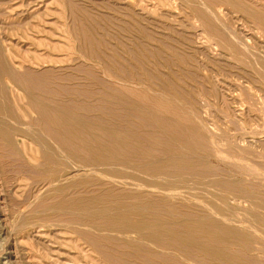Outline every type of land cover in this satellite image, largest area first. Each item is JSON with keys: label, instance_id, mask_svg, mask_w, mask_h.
<instances>
[{"label": "rangeland", "instance_id": "obj_1", "mask_svg": "<svg viewBox=\"0 0 264 264\" xmlns=\"http://www.w3.org/2000/svg\"><path fill=\"white\" fill-rule=\"evenodd\" d=\"M205 1L0 0V46L17 70H23L20 62L24 61V59L26 61L23 64L38 70L55 69L54 72L57 73L56 70H58L59 74H64L71 71L72 68H77L80 62L91 66V68L93 67L92 69L97 74L101 72L99 75L103 76L102 79L112 85V88L106 87L105 90L103 89L107 95L109 94L108 97L112 98H108L109 101H104L102 104H120L121 102L123 104H133L134 102L140 104L141 101L143 103L144 100L146 102V100H151V98L155 100L156 94V103L153 102L154 104L158 102H160L158 104H169L168 102L171 101L170 104L173 103L176 106L174 116L181 119L183 121L181 123H184L187 118H191L190 120L187 119L188 122L185 123L188 124L184 123V126L197 127L199 125L197 128L200 133L204 136L206 135L205 137L209 136L207 138L209 140L206 142L208 147H205L209 152L211 150L215 154V149H222L220 152L226 158L223 157V159L219 160L212 154L211 158H206L212 169L220 177L230 179L232 177L238 181L239 186L242 185L240 187L242 190L250 192V195H254V197L264 201V0H238V2L233 0H228V2H226L227 0L206 1L208 4L217 3L211 6L213 8L220 6L221 19H224L225 21H223L232 27L239 28L238 33L241 38L250 42V51H245L244 55L243 52H241L242 54L237 53L235 48H229L228 44L224 41L222 42L216 34H213L212 30L202 24L198 17L197 9H201ZM213 21L216 22L215 24L220 25L218 21L214 19ZM37 57L38 59H34ZM31 58L32 61H35H30ZM39 59L40 61H38ZM37 61L40 63L38 64ZM103 62L105 68L107 66L106 71H108V75L105 74V76L102 68H100L101 65H99V63ZM66 66H71L72 68L67 70ZM117 66L118 68H116ZM114 67L116 69H113ZM99 69L100 71L98 72ZM126 69L132 73V77L128 76L129 71L127 72ZM124 71L127 78L124 75ZM112 74L117 76L113 75L111 77ZM118 78L122 81L120 82ZM8 80L9 78L7 79L5 76L4 81L7 82L9 90H12L16 95L24 97L25 102L26 98L23 89L18 90L20 88H13V85L11 87V83ZM113 88L123 91L114 94L116 90L114 91ZM98 89L102 90V87L98 86ZM148 95L150 98L147 97ZM151 95L154 97H151ZM150 100L145 104H150L149 102L153 104ZM89 104H92V101ZM93 104L98 103L95 102ZM16 106L19 109V113L22 114L31 110L27 104H23L24 108H19L18 104H15V108H17ZM161 108V110H165V107ZM180 108H183L182 110L187 115L182 114L183 111L181 113V110H177ZM179 113H181V118ZM29 114L36 117L35 112H29ZM24 118L30 119L29 116ZM129 128L133 129L132 126ZM14 135V143H11L0 134V264H111L104 258L101 249L88 241L89 236L101 238L102 240L98 239L100 242L98 246H103V249L109 250L108 247H105L104 241H107L110 235L100 230L95 231L98 230L96 228L100 224L98 217H95L97 215H89V217L83 219V215H77L78 211H74L75 213L71 211V214L68 213L70 211L66 208L64 209V207L62 208L58 205V201L62 197L70 198L74 195H81V193H87L86 195H88L89 192L90 194H96V192L97 194H104L108 189H116L124 192V194H139L142 191L143 196H148L153 201L158 200L157 202L160 204L163 200L164 202L168 201L165 204L172 203L170 210L173 211L174 207H176L173 211L174 213H181L182 209L188 207L184 209L185 211L187 210L186 212H182L188 213L189 211L191 215L198 218L204 217V219L208 217L206 216L208 207L204 205L207 204L208 206L213 200L212 203L214 204L212 205L211 203L210 205L211 207L214 206L213 208L219 213L217 215L229 220L235 219L232 225L234 228L245 231L251 243L248 249L237 244L230 247L234 250L236 249L235 251L249 255L253 259L254 264H264V206L262 204V207L259 205L254 206L247 202L243 203L241 200L237 201V203L233 200H228L229 204L227 202L223 203L216 196L213 197L214 187L212 188L209 184L207 187L206 184L208 182L205 183L206 180L202 181L199 175H192L194 178L198 177V179L195 178L196 180L189 176L192 180L188 178L189 180L183 182L180 177L176 178L174 176V178L171 176V178L166 176L165 178L164 174L162 176V174L155 173V171L151 172L149 170V173L144 168L140 169L134 166V168L136 167L134 169L133 166L127 164L106 163V161H103L105 164L99 161L98 167L93 165L97 171L91 173L84 171V168L81 167H79L80 170L74 167L64 168L74 176L69 179V183L68 180H62L61 183H58L59 186L66 188L65 192L57 191L54 188L57 186L53 187V184L46 183L49 175L44 170H41L40 165L45 162V159L37 142L25 136ZM214 142H218L217 148L214 146ZM239 160H241L240 163H238ZM233 162L235 163L233 164ZM56 167L59 170H63L60 165ZM125 167H128L127 169L130 172ZM248 167L256 170L257 174L256 172L255 175L251 174V172L249 173L247 170L250 168ZM136 169L137 172H135ZM103 170H108L109 172L105 173L106 171ZM110 170L114 171V173ZM212 171L210 173H214ZM117 172H119L118 175ZM122 174L126 175V177ZM133 174L137 175L134 176ZM145 175L149 176L150 179ZM151 175L156 176V178L153 176V179L158 183L154 182L155 184H153L150 181L152 179ZM110 176L113 179L115 177L114 180L117 182L105 180V178H110ZM122 178L123 182L121 181ZM130 178H133L132 181ZM94 181H96L97 185ZM136 181L137 183L140 182L138 184L158 189L160 197L157 191V193L155 191L150 192L151 196L148 195V191H136L133 183ZM114 182L118 187L113 188V185L115 186ZM125 182L131 186H126ZM201 182L203 183L201 184ZM159 183H162L160 184L161 187ZM172 183L174 184L172 185ZM85 184L89 185V189ZM103 184L104 187L101 186ZM190 184L192 185L190 186ZM110 185L112 186L111 188H109ZM178 185H182L180 188L182 187L183 190ZM74 186H77V188ZM123 186L124 191H122ZM177 186L178 188H176ZM101 187L105 190L104 193L101 191ZM126 187L129 190L133 188L132 192ZM92 189L95 191H91ZM160 189L162 191L169 189L175 193L164 199L162 194H160ZM127 191L129 192L127 193ZM177 192L181 193L178 194ZM180 195H184V198ZM126 198L124 199L125 201L122 200L123 203H128L129 197ZM131 199H129V203L133 201ZM170 199L172 200L171 202ZM174 202L180 203V205ZM178 206H180L179 209ZM217 207H219L218 210ZM54 208H56V211ZM160 208L158 207L157 209ZM94 209L93 212L97 211V208ZM117 209L111 208L109 213L115 214L121 211L120 208ZM161 210L164 209L161 208L159 210L163 212ZM222 210L226 214L222 213ZM63 211L65 212L63 213ZM80 220L87 223L85 227L91 228L89 231L90 235L80 231L83 230L81 228L83 224H80ZM94 224L96 227H93ZM107 235L109 236L107 237ZM127 237L132 238L133 236ZM117 246L113 245L114 248Z\"/></svg>", "mask_w": 264, "mask_h": 264}, {"label": "bare ground", "instance_id": "obj_2", "mask_svg": "<svg viewBox=\"0 0 264 264\" xmlns=\"http://www.w3.org/2000/svg\"><path fill=\"white\" fill-rule=\"evenodd\" d=\"M206 1L203 2L204 4L202 5V7L204 6L203 8L201 7V9L199 10L197 9L198 17L202 21V24L206 28H209L210 30H212L213 34H216V36L219 37V39H221L222 42L224 41L226 44H228L229 48L230 47L235 48L237 50V53L242 54L241 52H243V55H244L246 53L245 51H248L250 49V42L245 41L243 40V38H241V36L238 33L239 28L232 27L227 22H224L225 21L224 19H223L224 21L221 19L222 14L219 10L220 9L219 5H218V8H213L214 6L213 4L215 2H213L212 4L211 3L212 1H211L210 2L211 4H208ZM233 1L238 2V0H233ZM226 2H228V0ZM212 18L215 21H218L220 25L215 24L216 22H214ZM232 20L234 21L233 18ZM83 56L88 58L86 55H83ZM34 59H38V57ZM70 60L72 61V59ZM25 61L26 59L20 62V66H22L21 68H23V70L22 69L17 70L11 64V62L9 61L7 56L4 54L0 46V112H1L0 113V134L6 140H8V142H11V143H14V136H15L14 134L31 138L33 141L37 142V144L40 146L41 152L43 154V158L45 159V162L44 163L42 162V164L40 165L42 168L41 170H44V172H46L49 175V178L47 179L46 183L53 184V187L57 186V187H54L57 191L65 192L66 188L59 186L58 183H61L62 180H68V183H69V179H72L73 178L72 176H74V175H71V173L68 172L64 168L74 167L80 170L79 167H81V168H84V171H89V173H91V172L97 171L95 167H98L97 164L99 165L98 163L99 161H102V162L106 161V163L107 162L116 163V164L122 163L123 165L127 164L130 166H133V168L134 166H136L137 168L139 167L140 169L141 168L147 169V171L149 170H151V172L155 171V173L162 174V176L165 175V178L166 176H170V177L175 176L176 178L180 177L183 182H186L187 180H189L190 179L189 176L193 177L192 175H195V176L199 175L202 181L206 180L205 183L208 182L206 186L209 184L210 186H212V188L214 187L213 189L215 190L212 194L213 197L216 196L223 203H226V202L228 203V200H233V201H236L235 203H237V201L241 200V202L243 203L247 202L250 205L253 204L254 206H257V205L261 206L262 204L264 206V201H262L261 199L257 197H254V195L253 196L250 195L251 194L250 192L248 193L242 190L240 188L242 185L239 186L240 184L238 183V181L234 180L231 176H230L231 179L220 177V175H218L212 169V166L208 164L209 162L207 163L206 158L208 159L211 156V154L216 156L215 158L219 160L223 159V157L226 158V156H224V154L220 152V150L222 149L219 150L218 148L219 151L215 149L214 150L215 154L211 150L209 152L208 149L205 148V147H208L206 146V142L207 140H209L207 139L209 136L205 137L206 135L204 136L202 133H200L199 129L197 128L199 125L197 127L189 126V125L184 126V123L188 122L187 121L188 118L186 119V117H184L186 120L182 119L184 120V123H181L183 121H181V119H179L178 117L177 119L174 116L175 111H176L175 109L176 106L173 105V103L170 104L171 101L168 102L169 104H158L160 102H158L157 100L158 103L154 104L156 103L155 102L156 96H157L156 94L155 97L151 95V97H154L155 100L154 99L152 100V98L151 100L148 99L152 101V103L154 102L153 104H151V102H149L150 104H145L147 103L148 100H146V102H144L145 101L144 100L143 103L141 101L140 104H136L135 102L133 104H129V103L123 104L121 101L120 102L122 104L121 103L120 104H102L104 103V101H109L108 98L109 99L112 98V97H108L109 94L107 95L104 92L106 87L112 88V85L109 82H106V80L102 79L103 76L99 75L101 74V72L97 74V72H95L92 69L93 67L91 68V66L84 65L83 62L81 64L80 62L78 63L80 65L77 68L66 66L67 70H70L72 68L71 71L65 72L64 74H59L58 70H56L57 73L54 72L55 69L54 70L35 69L32 66L23 64V62ZM30 61H32V58L30 59ZM38 61H40V59ZM99 65H101L100 68H102V72L104 76L105 74L108 75V71H106L107 66L105 68L104 62L99 63ZM116 68H118V66ZM116 68L114 67L113 69H116ZM121 70L123 69L121 68ZM99 71L100 69L98 70V72ZM128 71L129 70H127V72ZM131 74L132 73H130L129 71L128 76H131ZM113 75L114 74H112L111 77ZM124 75H126V72L124 73ZM5 76L7 77V79L9 78L8 82L11 83V87L13 85V88H20L18 90L23 89L25 98H26L25 102H24V97L16 95L14 94L12 90L11 91L9 90L10 88H8V85L6 84L7 82L4 81ZM125 77L127 78V75ZM120 78L118 79L120 80ZM125 79H123L124 82H126ZM134 79L135 78H133V80ZM136 79H137V76H136ZM136 79L134 81H136ZM121 81L122 80H120V82ZM98 86H101L102 90L104 89L103 90L104 94H102L103 93L102 90L98 89ZM115 90L116 89H114V91ZM120 91H123V90L117 89L114 92V94L120 93ZM124 93L126 92L124 91ZM147 97L150 98L149 95ZM90 101H92V104H89ZM128 101H132V100H128ZM95 102L98 104H93ZM15 104H18L20 106L19 108H24L23 104H27L28 107L32 110V111L30 110L29 112H32V113L35 112L36 117L32 116V114H29L28 111L24 112L23 114L19 113L18 111L19 109L17 106H16L17 108H15ZM123 106H125V108H123ZM161 107H165V110H161L162 109ZM182 109L180 108L177 110H181V113H182L183 111ZM184 112L185 111H183L182 114L187 115ZM181 113H179L180 118H181V115H180ZM25 116L26 117L29 116L30 119L29 120L25 119L24 118ZM190 119L191 118H189L188 120ZM185 124H188V123H185ZM130 126H132L133 129H130L129 128ZM217 143L214 142V146H216V148L218 146ZM198 150L199 152H197ZM238 159H241V158H238ZM240 161L241 160H239L238 163H240ZM234 163L235 162H233V164ZM57 165L58 167L59 165L60 167H63V170L62 169L59 170V168L57 169V167L55 168V166ZM93 165H96V166L93 167ZM127 168L128 167H125V169ZM103 171H106V170H103ZM107 171L105 173H107ZM211 171L214 173H210ZM244 171H246V169H244ZM247 171H249V173L251 172V174L253 173L254 175L256 172V170H253L251 168ZM119 172H117V175ZM135 172H137V169ZM112 173H114V171ZM140 174L142 175V173ZM111 176L113 177V175ZM111 176L110 178L109 177L105 178V180L116 181L114 180L115 177L113 179L111 178ZM124 176L126 177V175ZM128 176H129V173H128ZM153 176L151 177L152 179L154 177L156 178V176L154 177ZM147 178H149V176ZM174 178H173V182H174ZM195 178L193 177V179ZM152 179L150 181L153 184H155L154 182L158 183L154 179L152 181ZM160 179L162 180V178ZM196 179H198V177ZM164 180L166 181V179ZM190 180H192V178ZM92 181H93V178H92ZM121 181L123 182V178ZM137 181L133 182L135 184L134 189L136 191L137 190L138 191L144 190V192L148 191L149 194L148 193L147 194L149 196L152 195L150 192H154V191L155 193L158 192V189L154 187L150 188L148 187V185L146 186L143 184H138L140 182L137 183ZM94 182L97 185L96 181ZM165 183L164 185L167 184ZM202 183L203 182H201V184ZM100 184L102 183L100 182ZM114 184L115 186L113 185V188L118 187L115 182ZM160 184L162 183H159V186ZM173 184L174 183H172V185ZM122 185L124 184L122 183ZM128 185L126 184V186ZM191 185L192 184H190V186ZM85 186L87 185L85 184ZM101 186L104 187V184ZM178 186L176 188H178ZM74 187L77 188V186H74ZM111 187L112 186L110 185L109 188ZM129 188H132V187H129ZM82 189L84 188L82 187ZM93 189L91 191H95ZM123 189H124V186L122 187V191H124ZM169 189L168 190L164 189L163 191L160 189L161 191L160 194H162L164 199H166L165 197H170L172 196V194L175 193ZM132 190H129V191L132 192ZM101 191H103L104 193L105 190H103L102 188ZM129 191H127V193ZM141 192H139V194H135V193L134 194L133 193L124 194V192L117 191L116 189L115 190L108 189V191L105 192L104 194H101V193L97 194V192L96 194H90L89 192V194L86 195L87 193H84V194L81 193V195L80 194L74 195V196H71L70 198L69 197L60 198L58 201V205L61 206L62 208L64 207V209L66 208L68 211H70L68 213H71V214H72L71 211L73 212L78 211L77 215H80V214L83 215L84 216V217L82 216L83 219H85L86 217H89V215L90 216L97 215L95 217H98L100 224L97 225L96 229L98 230H95V231L100 230L101 232H107L110 235V236L107 235V237L108 236L109 237L107 241H104L105 247H108L109 250L103 249V246H98L100 243L99 240H102L101 238L100 239L97 237L95 238V236L94 237L89 236V238L88 237L87 238H88V241L92 245H94L95 247L97 246L98 248L101 249L104 258L111 264H254L253 259H251L249 255H247L246 253L244 254L242 252L235 251L236 249L234 250L230 247L234 244L235 245L237 244L239 246H243V248L248 249L251 243H250L249 238H247L245 231L239 230L238 228H234V226L232 225V222H234L235 219L229 220L221 215L219 216L217 215L219 213H217L216 209L213 208L214 206L211 207L210 205L213 200H211V203L208 204V206L207 204L204 205L201 203L202 205L208 207V211L206 215L208 217L204 219V217L198 218V217L191 215V212L189 213V211L188 213L182 212V211H185L184 209L188 208V207L187 208L185 207L186 205L184 206L185 207L184 209L182 208H181L182 210L180 209L181 213H174L173 211L176 208L174 207L176 206L175 204L180 205V203L178 204L174 202L175 204L173 203L174 206H172L174 207V210L172 209L173 211H171L170 205H172V203L165 204L168 201L165 200L166 202H164L163 200L161 202L160 200L161 202L160 204L157 202L158 200L153 201L152 198L150 199L148 198V196L147 197L143 196ZM158 196H159V192H158ZM126 197H129V199L132 198L133 201L129 203V199H128V203H123L122 200H124ZM182 198H184V195L182 196ZM171 201L172 200L170 199V202ZM110 203H115V204H110ZM213 204L214 203H212V205ZM219 204H222V203H219ZM158 207L163 208L164 210H161L163 212H160L159 210L161 208L157 209ZM94 208H97V211L93 212ZM111 208L113 209L120 208L121 211L120 212L118 211V213L114 212L115 214H111L109 213ZM179 208L180 206H178V209ZM218 208L219 207H217V210ZM54 210L56 211V208H54ZM64 212L65 211H63V213ZM222 213H224V211ZM91 221H92V218H91ZM81 222L80 224H83L82 226L84 227L81 226L83 230H80V231H82V233H87L86 235H88L90 233L89 231L91 230V228L85 227L87 223H84V221H81ZM96 222H97V219H96ZM95 224L93 227H96ZM87 226H90V225H87ZM110 232H113V233H110ZM127 236H133V237L128 238ZM113 245H116V246L118 245V246L114 248Z\"/></svg>", "mask_w": 264, "mask_h": 264}]
</instances>
